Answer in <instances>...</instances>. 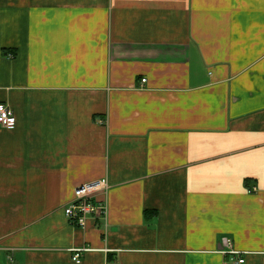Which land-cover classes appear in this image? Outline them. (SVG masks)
Segmentation results:
<instances>
[{"label": "crops", "instance_id": "obj_1", "mask_svg": "<svg viewBox=\"0 0 264 264\" xmlns=\"http://www.w3.org/2000/svg\"><path fill=\"white\" fill-rule=\"evenodd\" d=\"M0 104V264H264V0H0Z\"/></svg>", "mask_w": 264, "mask_h": 264}, {"label": "built area", "instance_id": "obj_2", "mask_svg": "<svg viewBox=\"0 0 264 264\" xmlns=\"http://www.w3.org/2000/svg\"><path fill=\"white\" fill-rule=\"evenodd\" d=\"M146 81H143L145 83ZM16 123V117L12 109L6 104H0V126L10 128ZM109 182L105 180L96 181L93 183L82 185L75 189L74 199L65 208V216L69 224L81 230H86L89 222L97 221L104 222L108 226L109 218ZM257 192V188L252 189L249 193ZM222 254L232 257V264H244L245 260L241 258V253L233 248V243L230 239L223 240ZM90 249L73 250L72 260L76 264L82 263L83 254L90 252Z\"/></svg>", "mask_w": 264, "mask_h": 264}]
</instances>
